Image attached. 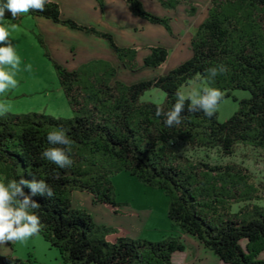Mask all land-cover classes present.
<instances>
[{
  "label": "trees",
  "instance_id": "trees-1",
  "mask_svg": "<svg viewBox=\"0 0 264 264\" xmlns=\"http://www.w3.org/2000/svg\"><path fill=\"white\" fill-rule=\"evenodd\" d=\"M96 1L102 5L103 0ZM123 1L134 15L164 26L173 35L168 19L144 11L139 0ZM28 14L106 39L122 65L133 69L137 48L119 47L110 34L63 19L56 0H47L42 12L30 10ZM38 40L43 46L41 38ZM189 43L191 57L167 73L128 86L114 81L112 87H106L110 90L108 105L104 98L84 94V100L98 102L88 108V115L67 121L36 114L0 117V175L32 179L29 174H34L52 187V198L37 195L32 199L39 204L42 221L38 234L59 252L62 264H172V255L184 251L177 239L133 240L119 234V229L96 225L86 211L71 208L72 192L79 191L117 213L111 176L118 172L163 191L168 199V220L221 262L264 264L260 258L264 210L254 204L258 197L247 190L249 172L231 161L215 164L198 159H208L212 151L230 158L237 147L249 143L260 148L264 158V0H211ZM45 56L69 105L77 108V97H82L84 88L77 85L80 68L70 71L46 51ZM168 56L167 48L150 46L142 67L162 69ZM221 64L226 71L208 81L206 70ZM197 74L220 88L223 97L233 89L247 90L250 97L225 122H218L217 113L209 118L185 108L181 123L173 127L163 123V116H155L157 104L140 100L144 92L158 88L165 94L158 105L167 111L175 102L176 91ZM57 127L73 140V163L63 169L41 158V152L50 146L47 131ZM219 190L229 194L227 200L217 197ZM24 191L28 193L27 188ZM233 191L238 200L230 195ZM233 202L262 213L248 221L226 218ZM15 261L0 256V264Z\"/></svg>",
  "mask_w": 264,
  "mask_h": 264
},
{
  "label": "rangeland",
  "instance_id": "rangeland-1",
  "mask_svg": "<svg viewBox=\"0 0 264 264\" xmlns=\"http://www.w3.org/2000/svg\"><path fill=\"white\" fill-rule=\"evenodd\" d=\"M119 1L129 14L125 19V24L118 28L119 31L137 33L136 42H133L137 44L129 46L138 49L132 63L133 69L125 68L107 40L95 34L77 29L69 30L67 26L60 23L62 28L60 32H53L52 29L44 26L37 28L35 18L28 13L18 15L15 21H9L16 24L11 39L17 54L21 57V65L20 71L16 75L17 87L9 90L3 97L10 106V111L6 115L36 114L54 120H72L88 115V108L92 103L98 106V102H90L88 98L84 100V94H91L96 99L104 98L107 102L106 105H108L110 90H107L106 87H112L114 81L120 82L123 86H128L167 73L191 57L188 37L194 33L205 18L211 0H162L161 2L159 0H139L144 11L168 19L172 34L176 35V33H180L179 31L182 32L178 35L179 44L176 42V38L171 37L164 30V26L152 24L146 19L134 15L128 7L126 8L127 5L124 1ZM96 3L98 13L103 15L105 11L104 0L101 6L97 1ZM60 9L63 19H70L84 27H91L99 32L110 34L114 43L122 47L112 33L103 30L97 24H90L93 20L90 16L86 17V14L82 13L80 6L72 8L63 4V8L60 7ZM5 17L10 18V13L6 12ZM106 26L107 29L113 31L116 29V26L111 23H107ZM74 34L77 35L74 36ZM53 36L55 39H52ZM81 36L86 37L87 42L93 38V42L84 48L79 45L75 47V52L71 51L70 46L78 44ZM38 37L41 38L44 47L41 46ZM132 37L134 39V35ZM150 46L167 48L169 56L162 69L142 67V58L148 54V47ZM45 51L62 68L70 70L69 67L73 62L80 68L77 85L84 88L82 97H77V108L69 105L55 69L51 61L45 56ZM26 64L31 66L30 70H25ZM204 84L209 83L202 77L200 80H196L195 76L183 86L186 88L201 87ZM249 97L250 93L247 90H229L228 95L223 97L216 112L218 122L222 123L229 119L239 109L240 102ZM164 99L165 94L158 88L147 90L140 98L142 102L155 104L163 103ZM262 153L260 148L249 143L237 147L230 158H222L212 151L209 153L208 159L204 156H199L198 159L215 164L231 161L246 168L251 176L247 190L251 195L258 197L254 204L264 210V158ZM192 159L196 160L195 156ZM199 168L201 169V167ZM234 180L237 181L236 177ZM111 183L114 199L118 204L117 213L112 212L111 208L93 203L90 195L79 191L72 192L71 208L86 211L96 225L106 228H119V234L133 240L159 242L167 238L177 239L184 246V252H175L172 255V264L183 263L185 255H188L194 264H225L210 250L198 245L194 238L184 234L168 220V199L164 196L163 191L145 187L127 172L113 174ZM207 187L210 186L205 185V188ZM198 191L201 192V186ZM221 192V190L218 191L217 197H221L219 198L221 201L227 200L229 194ZM230 195L238 200L234 191ZM229 207L225 217L238 221H248L257 218L262 213L259 210L243 209L242 202L230 203ZM261 254L260 257L264 259V251ZM0 256L16 259L14 263L9 264H62L59 252L39 234L24 242L0 244Z\"/></svg>",
  "mask_w": 264,
  "mask_h": 264
},
{
  "label": "clouds",
  "instance_id": "clouds-1",
  "mask_svg": "<svg viewBox=\"0 0 264 264\" xmlns=\"http://www.w3.org/2000/svg\"><path fill=\"white\" fill-rule=\"evenodd\" d=\"M47 0H0V117L10 111V106L3 99L5 94L18 85L16 79L20 71L21 57L17 54L11 34L16 29L15 21L20 14L33 11H43ZM10 13V18L5 13ZM30 65H25V70H30ZM226 71L224 65H217L206 70L207 80L211 81L218 74ZM199 74L196 80H200ZM176 99L172 107L163 111L157 104L155 116H163V123L173 127L181 123V113L187 108L189 112H202L206 117L212 118L218 110L224 92L218 87L204 84L201 87L181 86L175 93ZM46 139L49 147L41 152V158L54 164L57 168L72 165L73 140L66 134L65 129L55 128L47 131ZM32 179H19L0 175V244L5 242H24L36 236L42 228L41 217L38 214L39 204L32 199L37 195L52 198V187L44 180L37 179L34 174ZM28 189L26 194L24 189Z\"/></svg>",
  "mask_w": 264,
  "mask_h": 264
},
{
  "label": "crops",
  "instance_id": "crops-1",
  "mask_svg": "<svg viewBox=\"0 0 264 264\" xmlns=\"http://www.w3.org/2000/svg\"><path fill=\"white\" fill-rule=\"evenodd\" d=\"M56 1L59 3L61 8H63V4L68 5L72 8H76V7L80 6L82 9V13L86 14V17L90 16V18L93 20L92 23H90V24H97L99 27L101 26L100 28H102L103 30H107L108 32L112 33L114 35V37H116V41L121 44L120 46L129 47V46H133V45L137 44V43H133V42H136L135 39H137V37H136L137 33L136 32H134V31L122 32V31H119V29H118L122 25L125 24V19L129 15L119 0H104L105 11H104L103 15H100L97 11L96 0H63V1L56 0ZM67 1H69V2H67ZM126 8H127V6H126ZM99 17H101L102 19ZM33 18H35V26L37 28L44 26L46 28L52 29L53 32L54 31L60 32L62 30L60 24L54 23L48 19L41 18V17H33ZM107 23L114 24L116 26L115 31H113L111 29H107V26H106ZM179 32L180 33H176V35H174V33H173V35H171V37H174L177 39L176 42L178 44L180 43V40L178 39V35L182 33L181 31H179ZM76 35L77 34H74V36H76ZM133 35H134V39H132ZM192 35H190L188 37L189 42H190ZM52 39H55V37L53 36ZM86 39H87L86 37L81 36V40L80 41L78 40V44L76 43L75 45H71L70 50L71 51L76 50L75 47H77L79 45L84 48L87 46V44H91L90 42H93V38L89 39V42H87ZM77 67H78V65H76V63L73 62V63H71L69 68H70V70H76ZM116 229H119V228H116ZM188 261H190V262L187 263ZM192 262H193V260L191 261L189 259V256L185 255L183 258V263H181V264H190ZM192 264H194V263H192Z\"/></svg>",
  "mask_w": 264,
  "mask_h": 264
}]
</instances>
